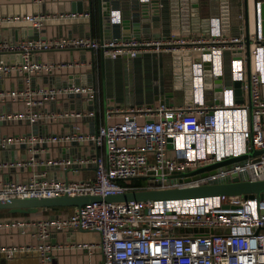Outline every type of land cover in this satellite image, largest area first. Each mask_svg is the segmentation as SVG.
<instances>
[{
	"label": "built area",
	"instance_id": "built-area-1",
	"mask_svg": "<svg viewBox=\"0 0 264 264\" xmlns=\"http://www.w3.org/2000/svg\"><path fill=\"white\" fill-rule=\"evenodd\" d=\"M257 13V27L250 32V101L244 99L245 92L249 94L244 10L239 12L243 19L240 31L232 34L223 29V18L216 14L209 16L207 29L188 36L170 32L144 38L90 35L0 37L1 52L21 54L19 61H0V76L17 71L25 72L28 78V84L22 87H0V101L10 99L25 104L24 109L1 110L0 120L33 122L39 117L55 118L59 114L76 117L95 114L93 109L65 110L59 114L45 110L47 104L61 94L84 93L87 98L95 100L97 87L74 81L63 85L30 84L32 72L74 63L70 60H34L33 53L41 49L91 47L112 56L120 52L135 56L142 51L189 50V58L182 56L185 60H181V68L183 80H187L188 71L191 76L190 103L116 104V107L106 109L107 117L115 119L100 123L95 131L79 130L77 122L74 131L68 133L0 131V146L21 143L32 153L49 141L89 139L96 146L93 155L55 160L66 165L89 161L94 164L92 176L46 178L41 172H35L26 180L0 181V197L65 193L106 195L130 189L196 185L233 172L263 178L264 152L206 173L178 174L229 154L246 152L252 146L264 147V32L260 0ZM51 15L42 12L0 15V21L28 20L33 27L41 28ZM61 15H76V12H62ZM122 19L121 8L110 9L111 22H121ZM226 56L229 60L228 82L225 78ZM207 72L211 76L210 86L206 85ZM220 75L223 83L221 93L217 94L214 80ZM235 80L241 81L242 100L237 97ZM19 162L2 159L0 166ZM138 179L143 182H133ZM261 208H264V198L241 193L94 200L74 205V209L65 215L0 219V229L18 226L26 232L27 226H32V235L42 240L38 244H0V251L11 258L17 252L37 249L42 264H54V249L59 244L49 241L48 237L54 230L80 227L99 232L98 240L77 245L85 246L91 252L99 249L101 258L60 264H264V211Z\"/></svg>",
	"mask_w": 264,
	"mask_h": 264
},
{
	"label": "crops",
	"instance_id": "crops-1",
	"mask_svg": "<svg viewBox=\"0 0 264 264\" xmlns=\"http://www.w3.org/2000/svg\"><path fill=\"white\" fill-rule=\"evenodd\" d=\"M160 12L149 10L147 16L140 21L134 20L129 26L121 22L105 23L100 20L101 8L99 0H0V15H22L27 12H42L52 14L45 19L41 28H35L28 20L15 19L0 21V37L16 39L26 36H67L90 35L99 37H122L124 33L134 30L140 33V38L167 35L175 32L177 35H190L208 27V17L220 14L223 10L228 12L223 29L228 33H238L243 19L239 12H245V0H198L199 13L187 16L184 6L187 0H159ZM227 1V2H226ZM190 4V0H189ZM135 0H102L103 18L108 10L119 7L126 20L131 22L128 14L135 10ZM75 11L76 15H64L62 12ZM89 13L86 14L85 12ZM250 32L255 30L254 0H249ZM124 17V16H123ZM137 16H135L136 18ZM189 20V21H188ZM223 20V19H222ZM225 20V19H224ZM111 21V20H110ZM194 25H193V23ZM224 22V21H223ZM187 23L189 26H187ZM245 23V19H244ZM106 25V26H105ZM189 29V32H188ZM131 37V36H130ZM91 47L65 46L37 50L33 53L34 60H70L71 65L55 67L53 70L43 69L30 73V84H56L63 85L72 81L77 83L95 84L97 95L91 100L83 93L61 94L51 100L45 110L61 113L65 110H95L94 115L81 117L60 115L39 117L36 121L28 120H0L2 133H68L75 129V122L80 124L79 130L84 132L95 131L102 122L113 121L115 117L106 115V109L116 107V104L143 103L160 101L156 93L164 94L170 104H182L190 99L187 91V80H183L181 60L183 55L190 57L189 50L173 49L160 52L142 51L135 56L122 53L120 56L111 57ZM7 53V55H6ZM197 54L196 51H193ZM15 62L21 60L19 52H1L0 61ZM188 60V59H187ZM185 72V71H184ZM160 79H163V88ZM28 78L25 72L13 71L0 76V87H22L27 85ZM227 81V80H226ZM229 81V80H228ZM227 81V82H228ZM242 100V95H240ZM146 99L143 102L140 99ZM246 91L244 99L248 100ZM22 102L8 99L0 101L1 110L24 109ZM119 117V116H118ZM96 151V146L89 139H74L61 142L49 141L41 145L33 153L26 145L8 144L0 146V160L20 161L9 166H0V181L26 180L33 173L41 172L46 178H83L92 176L94 164L91 162L64 164L55 162L57 159L72 156H90ZM33 158L32 162H28ZM27 162L23 164L22 162ZM73 205L58 207L41 206L33 212L11 211L9 208H0V219L19 216L36 218L41 216H60L70 213ZM23 232L18 226H4L0 229V244L18 242L40 243L41 239L32 235V226H27ZM98 231L88 228L67 227L54 230L48 240L59 244L54 249V264L77 263L86 260H99V249L90 251L87 247L77 245L83 241L98 240ZM0 264H42L40 253L37 249L17 252L13 257H7L0 251Z\"/></svg>",
	"mask_w": 264,
	"mask_h": 264
},
{
	"label": "water",
	"instance_id": "water-1",
	"mask_svg": "<svg viewBox=\"0 0 264 264\" xmlns=\"http://www.w3.org/2000/svg\"><path fill=\"white\" fill-rule=\"evenodd\" d=\"M159 0H135V5L133 11L128 14V18H130L131 22L126 20L125 16L123 15L122 23L123 26H129L134 22V20L140 21L143 16H147L149 10L153 8V12H160V4ZM227 2V1H226ZM257 2L258 0H254V18H255V26L257 27L258 23V13H257ZM198 0H187L184 6V13L189 16L192 14L199 13V4ZM160 5V6H159ZM162 7V6H161ZM99 8H101L100 20L101 23L104 25L105 18H107L108 22L110 21V10L106 12L107 14L103 18L104 12L102 11V0H99ZM155 10V11H154ZM156 14V13H155ZM228 12L223 10L222 18L223 23H225ZM135 16H137L135 18ZM260 16H261V25L262 30L264 32V0H260ZM225 19V20H224ZM209 20V17L207 21ZM189 21V20H188ZM250 15H249V0H245V31H246V42H247V71H248V82H249V101H250V73H251V37H250ZM193 23V22H192ZM194 25V23H193ZM106 26V25H105ZM187 26L188 23H187ZM189 32V29H188ZM130 36H140V33L134 30L131 33H124L122 37H130ZM36 37V36H35ZM112 36H106L109 38ZM119 37V36H116ZM107 56L112 55L109 52H104ZM155 52V51H153ZM140 53V52H139ZM156 53V52H155ZM122 53H117V57L120 56ZM138 54V53H137ZM136 54V55H137ZM7 55V53H6ZM229 60L226 56V75L225 78L229 80ZM206 85H211V76L209 73H206L205 76ZM215 89L216 93L220 94L222 89L223 77L220 75L215 80ZM230 81V80H229ZM161 83V87L163 88V79H160L159 84ZM240 80H235V90L237 93L238 99L241 95V88H240ZM187 91L191 93V76L188 71L187 75ZM264 89V85H263ZM164 94L156 93L155 97H159L160 101H164L166 103L167 99L164 98ZM146 99H140V101H144ZM146 102L150 103L151 100H147ZM141 103V102H140ZM187 103H190V100H187ZM170 104V103H169ZM249 108L251 109V103L249 104ZM2 121V120H1ZM264 152V147L256 148L252 146L248 151L236 154H229L224 156L220 159H217L213 162L205 163L199 165L195 168H191L188 170L179 171L178 174H189L194 173L197 171H202V173H206L208 170H215L225 168L233 164L236 161H243L248 156L255 155L257 153ZM197 175V174H195ZM213 193H241L246 196H255L256 198H264V177L263 178H256V177H248L244 173L240 172H233L232 175H225L220 176L215 179H212L209 182L196 184V185H176V186H169V187H159V188H140V189H130L125 190L119 193H109L106 195L96 194V193H81V194H57L52 196H35V195H25V196H6L0 197V208H9L11 211H19V212H33L38 210L41 206H51V205H82L83 203L94 201V200H126V199H148V198H164V197H187V196H195V195H204V194H213ZM262 212L264 208L260 209Z\"/></svg>",
	"mask_w": 264,
	"mask_h": 264
},
{
	"label": "trees",
	"instance_id": "trees-1",
	"mask_svg": "<svg viewBox=\"0 0 264 264\" xmlns=\"http://www.w3.org/2000/svg\"><path fill=\"white\" fill-rule=\"evenodd\" d=\"M133 182H135V183H141V182H143V179H138V180H133ZM52 207H58V206H62V205H51Z\"/></svg>",
	"mask_w": 264,
	"mask_h": 264
},
{
	"label": "rangeland",
	"instance_id": "rangeland-1",
	"mask_svg": "<svg viewBox=\"0 0 264 264\" xmlns=\"http://www.w3.org/2000/svg\"><path fill=\"white\" fill-rule=\"evenodd\" d=\"M197 52V51H196Z\"/></svg>",
	"mask_w": 264,
	"mask_h": 264
}]
</instances>
